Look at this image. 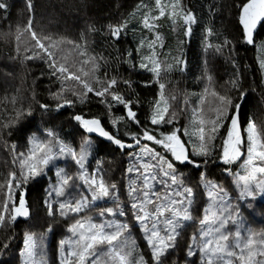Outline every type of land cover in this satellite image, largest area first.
<instances>
[{
    "label": "snow or ice",
    "instance_id": "6c2138e0",
    "mask_svg": "<svg viewBox=\"0 0 264 264\" xmlns=\"http://www.w3.org/2000/svg\"><path fill=\"white\" fill-rule=\"evenodd\" d=\"M10 7L9 0H0V20L9 19ZM27 9L26 31L36 50L26 49L24 60L46 64L49 79L58 84L50 91L54 108L36 102L42 126L35 125L31 104L16 109L15 97L11 119L0 123V139L12 141L13 165L0 183V229H9L18 218L31 220L27 185L49 173L55 177L54 182L49 177L46 189L43 231H23L20 264H49L46 237L60 225L68 235L58 241L59 264H264V231H252L245 220L246 213L264 214V124L241 119L248 93L237 62V46L264 53V0H233L236 35L231 38L215 27V3L207 6L208 19L201 23L184 0H139L127 17L87 29L102 34L105 47L99 52L88 46L87 32L82 50L68 41L82 58L76 70L66 60L58 63L51 39L42 42L32 30V0ZM162 20L182 37L178 55L164 51ZM194 26L202 29L204 56L195 79L204 84L203 94L193 92L196 101L189 105L185 99L181 106L175 93L166 95L163 81L173 72L190 71L185 44ZM129 30L139 38L134 46L123 47ZM19 32L17 27V41ZM225 50L234 77L220 92L213 87L211 59ZM256 62L264 83V55ZM122 70L146 72L144 86H156L143 119L137 85ZM209 92L214 104L205 109ZM93 99L102 112H92ZM189 106L191 116L181 125ZM67 108L77 109L69 122L79 133L78 143L49 126ZM104 142L110 159L100 155ZM117 155L124 164L119 180L114 175ZM213 167L232 177L233 192L211 178ZM133 232L142 236L144 249ZM15 239L9 235L0 241V264H9L6 257Z\"/></svg>",
    "mask_w": 264,
    "mask_h": 264
},
{
    "label": "trees",
    "instance_id": "16d2710c",
    "mask_svg": "<svg viewBox=\"0 0 264 264\" xmlns=\"http://www.w3.org/2000/svg\"><path fill=\"white\" fill-rule=\"evenodd\" d=\"M138 2L139 0H32V30L36 32L37 37L42 42L47 43L49 38L51 39L55 45L53 51L57 53L58 63L66 60L70 70H76L81 67L79 61L82 58L78 55L74 44H70L68 41L78 43L82 50L84 40L81 37L90 26L100 29L108 24L116 23L121 17H127L135 9ZM9 3L11 5L9 19L7 21L0 20V123L11 119L13 113L11 100L15 97L17 99L16 109L18 110L21 105L27 107L31 104L36 115L34 123L36 126H42L36 102H47L54 108L55 105L51 100L50 91L57 89L58 82L49 79L46 64L39 61L24 60L26 49L29 52L36 50L31 34L26 31L30 15L27 9V0H9ZM184 3L197 12L198 17L201 18V23L208 19V16L204 15L207 12V6L210 3H215L217 6L215 27L230 38L236 35L233 0H184ZM161 24L160 30L164 35L166 45L164 51L178 55V40L182 37L171 30L168 21L162 20ZM17 27L20 28L19 41H17ZM193 33V38L186 41L185 44L190 71L184 74L173 72L170 76L165 77L163 81L168 85L165 90L166 95L175 93L177 95L175 103L181 106L185 99H188L189 105L196 101V96L192 95L193 92L203 94L204 84L195 79V76L200 74L204 56L200 40L202 29L199 26H194ZM85 38L88 46L97 52L105 47L102 34L87 32ZM138 38V32L133 35L129 30L127 42L123 43L122 46L132 47ZM17 48H19V58H17ZM237 52V62L240 65V71L243 73V87L248 93L241 119L246 121L248 118H253L257 124H264V83H262L261 72L256 62L257 51L250 46H237ZM212 55L209 54L210 57ZM72 65H75V68H72ZM84 67L88 70V66ZM211 67L214 74L213 87L220 92L226 91L230 87L228 81L234 77L233 68L227 60V50L223 55L211 59ZM41 72L45 73L43 77ZM122 74L124 76L130 75V78L137 85L135 91L139 94L142 102V107L138 111L141 119H143L144 112L149 110V102L153 101L156 95V86H144L143 81L149 78V74L146 72L137 70L135 73H131L130 70H122ZM213 104L214 99L209 92L206 95L204 107L207 109ZM89 107L94 113L103 110V106L97 105L95 99ZM76 110L73 108L61 109V114H58L49 126L55 127L62 136L67 135L68 139L75 137L78 143L79 133L74 130V122H69L70 114ZM190 116L191 107L189 106L185 116L180 118V124H186ZM11 142V139H7V143L0 139V183H4L8 173L13 170L12 153L10 151ZM20 143L18 141V151L20 150ZM104 143L105 147L100 155L105 159H110L111 157L107 156L110 148L107 146V142ZM217 143L219 144V141ZM115 159L114 175L119 180L121 178V168L124 164L120 163L122 158L119 155ZM61 166H64L63 163ZM210 175L211 178L217 179L219 183L223 184L229 192H233L231 176L223 175L221 169L216 167L211 168ZM191 176L192 183H195L198 178L196 170L191 171ZM49 177L54 182L53 173H49L48 176L27 185V199L33 214L32 219L28 221L20 219L9 229H0V241L5 240L9 235L16 236V239L12 242V251L6 257L9 264H20L18 250L24 230L31 228V230L38 233L43 231L42 226L45 224L46 218L44 200L46 189L49 187ZM257 213L260 212L257 211ZM245 218L252 219L253 216H248L246 213ZM68 222L71 223L72 221L69 220ZM251 223L256 228L264 227V221L254 220ZM190 232L191 230H189ZM67 235L65 225L58 226L54 233L47 235L46 249L49 264H59L58 241ZM137 239L140 248L144 249L140 236H137Z\"/></svg>",
    "mask_w": 264,
    "mask_h": 264
},
{
    "label": "rangeland",
    "instance_id": "374dc122",
    "mask_svg": "<svg viewBox=\"0 0 264 264\" xmlns=\"http://www.w3.org/2000/svg\"><path fill=\"white\" fill-rule=\"evenodd\" d=\"M258 55H264V53H258L257 52V56ZM94 215V213H92ZM246 222H247V225L252 229V231L254 232H261V231H264V227H260V228H256L252 225V221L256 220V221H264V214H261V213H257L253 216L252 219H248V218H245ZM137 236H140V234L138 232H133V237L136 239L137 241V244H138V239H137ZM141 238V243L144 245V242H143V239H142V236H140Z\"/></svg>",
    "mask_w": 264,
    "mask_h": 264
},
{
    "label": "water",
    "instance_id": "95a60500",
    "mask_svg": "<svg viewBox=\"0 0 264 264\" xmlns=\"http://www.w3.org/2000/svg\"><path fill=\"white\" fill-rule=\"evenodd\" d=\"M28 197H27V191H26V200L28 201V199H27ZM28 204H29V202H28ZM24 220L23 218H18V220Z\"/></svg>",
    "mask_w": 264,
    "mask_h": 264
}]
</instances>
